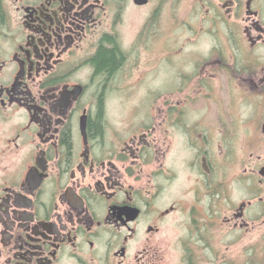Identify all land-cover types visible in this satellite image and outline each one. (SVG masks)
Returning a JSON list of instances; mask_svg holds the SVG:
<instances>
[{
    "label": "flooded vegetation",
    "instance_id": "af4514ba",
    "mask_svg": "<svg viewBox=\"0 0 264 264\" xmlns=\"http://www.w3.org/2000/svg\"><path fill=\"white\" fill-rule=\"evenodd\" d=\"M0 264H264V0H0Z\"/></svg>",
    "mask_w": 264,
    "mask_h": 264
}]
</instances>
